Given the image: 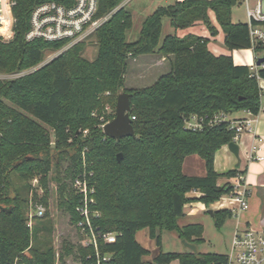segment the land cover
<instances>
[{
    "label": "trees",
    "instance_id": "1",
    "mask_svg": "<svg viewBox=\"0 0 264 264\" xmlns=\"http://www.w3.org/2000/svg\"><path fill=\"white\" fill-rule=\"evenodd\" d=\"M15 1L13 36L8 41L0 39V72L34 66L46 50L56 51L64 44L26 41L35 1ZM122 1L98 0L96 16L107 14ZM231 7L228 0H182L158 6L143 19L137 39L128 41L132 14L122 5L88 36L95 39L93 59L83 56L85 44L80 41L21 77L0 80V264H55L53 249L38 240L37 229L30 233L24 215L30 179L38 177L45 184L52 165L54 178L61 181V204L74 224L78 195L70 183L84 168L92 171L94 208L99 211L94 223L116 234L114 242L100 243L101 254H110L102 264H169L174 259L179 264H227V254L188 249L160 250L145 261L149 251L135 234L147 228L160 246L161 232L175 231L180 239L198 245L203 241L202 224L177 223L189 201L186 193L200 191L199 200L208 206L232 189L229 182L218 184L219 178L244 173L214 169L215 152L234 133L226 122L192 130L185 126V119L242 110L257 114L261 105L257 77L264 80V62L255 70L234 64L231 55L209 50V37L193 33H168L160 39L163 17L175 30L200 22L215 37L218 31L208 15L212 11L228 50L251 48L247 24L232 21ZM252 52L256 60L264 55V46L256 44ZM151 53L171 56L170 70L149 86L125 89L131 94L134 135L106 136L100 124L114 115H105L102 122L99 117L105 104L114 107L128 59ZM47 126L53 131V144ZM192 154L203 160L205 174L183 173V160ZM64 160L68 162L61 177ZM33 200L45 206L40 218L47 220V192L34 193ZM230 215L227 209L212 213L217 227ZM76 250L79 264H91V248L77 246ZM89 253L92 256L86 259ZM60 264L66 263L61 259Z\"/></svg>",
    "mask_w": 264,
    "mask_h": 264
},
{
    "label": "built area",
    "instance_id": "2",
    "mask_svg": "<svg viewBox=\"0 0 264 264\" xmlns=\"http://www.w3.org/2000/svg\"><path fill=\"white\" fill-rule=\"evenodd\" d=\"M34 1L24 39L26 41L36 39L50 42L64 41V44L56 50L59 53L91 35L119 6H122L119 4L107 14L96 16L98 0ZM15 2V0H0V39L3 41L10 40L13 36L15 18L12 7ZM241 2L245 7L251 49L256 44L264 46V0H241ZM249 67L255 70L257 66ZM16 75L21 74L15 72L10 77ZM257 78L261 99L259 110H264V80ZM254 115L248 112L247 117L231 118L230 114L224 112L214 113L212 116L194 114L185 119V126L192 130H200L204 126L226 122L228 128L234 132L231 141L237 142L242 134L252 131ZM130 118L134 119V116ZM105 123L100 124V127L102 128ZM257 141L258 145L253 149L259 150L262 140L257 139ZM256 159L262 160L263 156L257 154ZM82 163L84 166V156ZM91 176L92 171H86L84 168L71 181L72 189L78 195V202L75 206L78 219L74 226L78 233V246L92 249L94 259L91 264H102L110 258V254H101L100 243L114 242L116 234L103 231L100 225L94 223V218L99 216V211L94 208V187L90 183ZM228 182L232 186L230 193L219 199L223 202L227 200L231 204L236 203L235 207L228 208L232 213L247 209V189L243 174L236 173L229 178ZM34 193L38 196L43 193L38 189V177H34L30 181L29 218L41 217L45 212V206L34 202ZM91 256L89 253L86 259H90ZM227 258V264H264V232L250 225H245L242 228L236 227L231 236Z\"/></svg>",
    "mask_w": 264,
    "mask_h": 264
},
{
    "label": "crops",
    "instance_id": "3",
    "mask_svg": "<svg viewBox=\"0 0 264 264\" xmlns=\"http://www.w3.org/2000/svg\"><path fill=\"white\" fill-rule=\"evenodd\" d=\"M176 1L182 0H164L163 3H156L153 5L150 13L154 11L158 6H165L168 4H173ZM237 2V1H236ZM148 13L147 15H149ZM132 14V13H131ZM145 15L143 19L147 16ZM208 15L213 23V25L217 28V35L215 37H210L208 30L202 25L200 22L195 23L187 28L183 29H174L170 23L168 18V31L165 33H176L178 36H183L186 33H193L201 36H206L210 38L208 43L209 50L215 54H228L231 55L234 64L237 65H247L252 66L255 65V57L253 55L252 49H233L228 50L223 44L224 33L219 27L218 23L215 20V16L212 11H208ZM246 15V14H245ZM142 19V21H143ZM141 21V23H142ZM233 21V20H232ZM235 22V21H233ZM141 27V25H140ZM140 30V28H139ZM138 30V33H139ZM164 35V36H165ZM138 37V35H137ZM137 39V38H136ZM146 56L145 64L140 65V67H144L145 71H150L154 67L163 66L166 61L169 60L171 56H162L157 53L151 54H142L135 58H131L132 61H137L138 57ZM131 88V87H130ZM247 111H237L230 114L231 118H239V117H247ZM254 123L252 125V131L247 132L241 135L239 140L236 142L239 146L238 154L232 153L227 144L222 145L214 154V169L218 173L226 172L230 169H236L238 171L244 170L243 177L246 181V189H247V200H248V208L245 210H241L238 212L232 213L228 208L235 207L236 203H229L227 200L224 202L219 199L208 206H206L202 201L199 200V197L202 193L198 190H191L186 193V197L189 199L183 206V215L178 218L177 223L179 226H183L188 223H200L203 226V241L197 245L199 252H216L217 251H208L207 245L209 244V240L204 236V225L201 221H191V217H195L200 215L199 213L204 212L205 210L208 212L209 210H219V209H227L230 211L231 215L227 219H225L223 223V227L226 226L229 228L231 232V236L236 227H244L245 225L253 226L254 228L260 229L264 232V110H259L257 114L254 115ZM257 139H261L262 142L260 144L259 150L253 149L254 146L258 145ZM260 154L263 156L262 160H257L256 155ZM182 171L187 175H203L205 174V168L203 160L196 154L188 155L184 158L182 164ZM229 178H219L218 184H222L224 182H228ZM210 214V213H209ZM212 216V214H210ZM179 220H183L184 223L180 224ZM175 232V231H173ZM177 235V232H175ZM161 244L158 246L156 244L155 239H152L148 235V229L143 228L138 230L135 234L136 240L146 248L149 253L143 256L145 261H151L153 257H155L160 250L164 251L162 248V232H161ZM177 238L181 240L178 235ZM231 240V237H230ZM204 247V249H203ZM230 247V245H229ZM185 248H181L179 250H175V252H183ZM167 252V251H164ZM226 254V253H222ZM155 264V263H152ZM169 264H179L177 259L170 261Z\"/></svg>",
    "mask_w": 264,
    "mask_h": 264
},
{
    "label": "rangeland",
    "instance_id": "4",
    "mask_svg": "<svg viewBox=\"0 0 264 264\" xmlns=\"http://www.w3.org/2000/svg\"><path fill=\"white\" fill-rule=\"evenodd\" d=\"M164 0H123L120 4L123 5L126 9L130 10L132 13V27L127 32V40L133 41L137 38L138 30L141 25V21L145 15L150 13L153 5L156 3H163ZM231 19L235 22H246L245 15V7L241 0H237L236 4L231 7ZM168 18L163 17L162 19V28H161V36L164 37L165 33L168 31ZM213 24V23H212ZM8 41V40H7ZM85 44L83 56L91 60L94 58L96 54V45L94 37H86L82 40ZM59 51L46 50L44 53V58L41 62L34 66H30L27 68L10 71V72H0V80L6 81L13 78L21 77L40 65L44 64L50 58L56 56ZM146 56L138 57L137 61H132V59H128L127 61V70L125 73L124 81L122 87H120L119 92L125 91L128 88H140L151 85L158 76L164 74L170 70L169 60L165 62L163 66H158L152 68V70L143 71L144 67H140V65L145 64ZM19 72L21 75H16L10 77L11 74ZM117 97V95H116ZM6 102L10 103L5 99ZM116 104V101H115ZM115 104L112 108L111 104H105L101 117H99L100 121H104V116L113 114L115 115ZM105 123V122H104ZM50 134L51 144L54 142V136L52 129L47 126L46 127ZM86 133V130L84 131ZM67 160H64L61 163L60 167V176L64 175L63 169L67 165ZM56 175L55 167H51V169L46 174V182L43 184L38 178V189L42 192H47L48 196V218L44 220L40 217H32L29 218V207L27 204V208L25 209V217H26V225L28 226L30 233L33 229H37L38 240L46 243L48 246H51L55 253V264H60V260H64L66 264H79L78 261V233L74 226V223L70 220V215L67 209L64 208L61 204V181H56L54 178ZM16 184V179L12 175L11 177ZM33 178L30 179V181ZM29 181V184H30ZM71 185V183H70ZM72 187V186H71ZM29 198V196H28ZM195 217H191V221H201L204 225V236L209 240V244L207 245L208 251H217L219 253H229L230 250V237L231 232L229 228L226 226L217 227L213 217L207 212L199 213ZM227 219V218H226ZM180 224H183V220H179ZM34 243L30 241V244ZM183 247L181 240L177 238V235L173 231H162V248L164 251H175L179 250ZM28 249V248H27ZM27 249L25 252H28ZM67 249L71 250L67 253ZM204 249V247H203ZM60 256H62L60 258Z\"/></svg>",
    "mask_w": 264,
    "mask_h": 264
},
{
    "label": "water",
    "instance_id": "5",
    "mask_svg": "<svg viewBox=\"0 0 264 264\" xmlns=\"http://www.w3.org/2000/svg\"><path fill=\"white\" fill-rule=\"evenodd\" d=\"M228 1L233 6L236 4L237 0H228ZM263 62H264V55L255 60V65L259 66ZM130 95L131 94L126 91L119 92L117 94L116 104H115V115L111 120L107 121L102 126V131L106 136L118 139L121 136H133L134 135L131 118L129 117ZM227 146L232 153L236 155L238 154L239 146L236 142L230 141L227 143ZM119 157H120V153L117 154L118 159ZM7 210L9 211L10 208H8ZM208 212L210 214L213 213L212 210H209ZM181 243L183 245V248L185 249H188L194 253L198 251L197 245L194 243L187 242L184 239H181Z\"/></svg>",
    "mask_w": 264,
    "mask_h": 264
}]
</instances>
